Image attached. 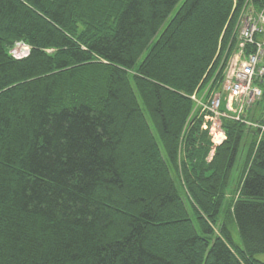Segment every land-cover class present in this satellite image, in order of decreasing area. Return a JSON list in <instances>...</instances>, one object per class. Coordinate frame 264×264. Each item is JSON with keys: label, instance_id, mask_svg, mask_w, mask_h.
<instances>
[{"label": "trees", "instance_id": "1", "mask_svg": "<svg viewBox=\"0 0 264 264\" xmlns=\"http://www.w3.org/2000/svg\"><path fill=\"white\" fill-rule=\"evenodd\" d=\"M245 2L0 0V264H264V130L189 119Z\"/></svg>", "mask_w": 264, "mask_h": 264}, {"label": "built area", "instance_id": "2", "mask_svg": "<svg viewBox=\"0 0 264 264\" xmlns=\"http://www.w3.org/2000/svg\"><path fill=\"white\" fill-rule=\"evenodd\" d=\"M257 14L258 11L255 9L254 11L248 9L238 19L236 26L238 28L237 37L240 41L239 54L231 59L229 64L233 77L222 83L221 93L224 99L219 95L218 97L212 95L204 105V108L212 114L213 122L214 116L218 114L222 105L226 111L224 116L234 121L244 118L250 107L264 97V93L256 85L264 78V53L262 52L264 49V19L256 18ZM13 51H11L12 56L17 57L19 54ZM198 104L201 107L203 105Z\"/></svg>", "mask_w": 264, "mask_h": 264}, {"label": "rangeland", "instance_id": "3", "mask_svg": "<svg viewBox=\"0 0 264 264\" xmlns=\"http://www.w3.org/2000/svg\"><path fill=\"white\" fill-rule=\"evenodd\" d=\"M255 2H256V0H246V2L242 5V8L239 12L235 26L237 25L238 19L242 13H245L248 9H250L251 11H254V9L257 10L256 9L257 7L255 6L256 5ZM257 11H258V14H257L256 18H263L264 19V7L259 8ZM234 29H235V27H234ZM233 32H235V31L233 30ZM234 38L236 40V42H235V40L233 41L235 44V47L233 49L227 48L225 50V56H226V60H227L226 61L227 66H226L225 71H226L227 77H229L230 73H231V70L229 69L230 60L237 57L239 54V50H238L239 49V46H238L239 41L237 40L235 35H234ZM13 52L16 54H19L17 56V58H23L24 56L27 55L28 48H27V46H25V44H20L19 46H17L15 48V50ZM262 52L264 53V49H262ZM143 55H142V57H143ZM222 83H223V81L219 82L217 84L215 90L213 88H211V83H210V86H209V84H207L197 94L194 93L193 95H191L189 97L191 99L193 97L192 101L195 103L194 110H193L189 119L191 122L192 121H200L201 122V129L206 130L208 138L212 144L210 153L206 159L207 162H210V160L213 156V153H214V148L216 146H219L225 140V131L223 128V124H224L223 122L233 121V120H230V117L224 116L225 112H226L224 105H222V108L219 110L218 114L216 116H214V122L212 121V114L209 111H207V109L204 108L205 103L208 101V99L212 95H215L214 97H218L217 95H219L222 99H224V95L221 93V84ZM228 99L231 100L230 97H228ZM198 103L203 104L202 107ZM258 120H260V122ZM234 122H236V123L242 125L244 128H246L247 134H251V131H253V130L263 131L264 130V99L261 100L260 102L257 101L254 105H252L250 107V109L248 110V112L245 114L244 118H239L237 120L235 119ZM215 137H217V138L215 139ZM248 138H249L248 136H247V138H245L246 140L243 143L241 151L239 152L236 167L234 168V171L232 172V175L230 178L229 187H228V190L226 193L228 198L226 199L225 207H224L226 210H227L229 200H236L237 196H238L239 190H235V188L239 183V173L242 169L244 158H245L243 155L247 151V147H245V145H246ZM232 236H233L234 242L236 244H239V242H240L239 235L233 229H232ZM254 259L258 262L264 263V253L255 254Z\"/></svg>", "mask_w": 264, "mask_h": 264}, {"label": "bare ground", "instance_id": "4", "mask_svg": "<svg viewBox=\"0 0 264 264\" xmlns=\"http://www.w3.org/2000/svg\"><path fill=\"white\" fill-rule=\"evenodd\" d=\"M256 11H257V10H256ZM237 29H238L237 26H235V29H234L235 32H233V36H232V37H233V40H235V38H234V34H235L237 40L239 41V39H238V37H237V36H238ZM235 42H236V40H235ZM239 44H240V41L238 42V46H239ZM14 50H15V49H14ZM238 50H239V49H238ZM16 58H17V57H16ZM19 59H20V58H19ZM232 77H233V76H232V74L230 73V76H229V77L226 76L225 81H226V80H229V79L232 78ZM263 82H264V78H262L261 82L256 83V85H258V87L261 89L262 93H263V89L261 88L260 85H261ZM216 138H217V137H215V139H216ZM215 139H214V140H215Z\"/></svg>", "mask_w": 264, "mask_h": 264}]
</instances>
